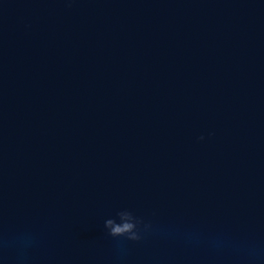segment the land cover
I'll use <instances>...</instances> for the list:
<instances>
[{
	"label": "water",
	"instance_id": "95a60500",
	"mask_svg": "<svg viewBox=\"0 0 264 264\" xmlns=\"http://www.w3.org/2000/svg\"><path fill=\"white\" fill-rule=\"evenodd\" d=\"M121 207L264 248V0H0V213L43 232L32 264H249L119 259Z\"/></svg>",
	"mask_w": 264,
	"mask_h": 264
},
{
	"label": "clouds",
	"instance_id": "9594fccd",
	"mask_svg": "<svg viewBox=\"0 0 264 264\" xmlns=\"http://www.w3.org/2000/svg\"><path fill=\"white\" fill-rule=\"evenodd\" d=\"M208 137L200 136V142ZM103 235L111 241L117 258L124 259L134 246L144 245L153 240L179 239L192 247L206 246L215 253L227 250L243 252L249 264H264V248L255 241L239 244L224 232L205 234L199 229H183L178 225L164 221L157 211L140 213L132 207H121L103 219ZM44 247V235L41 230L24 226L12 230L0 213V260L6 264H32L34 254Z\"/></svg>",
	"mask_w": 264,
	"mask_h": 264
}]
</instances>
